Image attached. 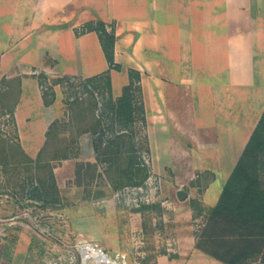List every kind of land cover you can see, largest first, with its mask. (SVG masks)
<instances>
[{
    "label": "crops",
    "instance_id": "obj_1",
    "mask_svg": "<svg viewBox=\"0 0 264 264\" xmlns=\"http://www.w3.org/2000/svg\"><path fill=\"white\" fill-rule=\"evenodd\" d=\"M98 19L116 24L123 69L111 72L114 95L129 68L141 71L148 133H175L184 156L172 162L188 167L175 169L176 190L207 171L199 198L195 185L177 196L196 220L218 203L264 111V0H0V84L21 78L14 118L25 150L33 142H24V127L44 136L56 118L40 71L87 78L108 70L98 34L75 33Z\"/></svg>",
    "mask_w": 264,
    "mask_h": 264
},
{
    "label": "rangeland",
    "instance_id": "obj_2",
    "mask_svg": "<svg viewBox=\"0 0 264 264\" xmlns=\"http://www.w3.org/2000/svg\"><path fill=\"white\" fill-rule=\"evenodd\" d=\"M42 73L36 75L38 82H42H39L42 97L46 92L51 100L56 92L54 104L49 105L56 113L54 120H69L71 111L65 101L68 98L70 101L86 99L93 87L81 84L83 77L72 76L75 79L66 84L70 89L68 96L61 85L53 82L61 76L48 75L44 79ZM16 79H2L0 88L4 90L15 85L13 80ZM15 97L13 91L6 97L5 105L0 103V149L4 144L6 147L0 155V264H95L91 258L84 260L93 247L102 249L119 264H219L195 246L196 235L204 227L207 211L204 214L196 212L197 219L190 220L184 215L177 198L188 193L194 185L196 194L201 191L202 188L198 187L207 183V171L200 173L202 178H196V182L183 186L181 191L176 190L175 169L188 167L175 166L177 164L172 162L176 161L174 158L184 156L178 143L172 139L173 131L170 137L168 133H156L151 127L150 134L148 129L141 134L144 137L147 133L152 145L151 158L146 159L151 175L143 185L108 187L105 190L98 187L105 184L100 180L89 182L87 177H78L82 166L80 161L97 158L93 136L83 134L72 146L69 159L50 162L60 195L55 202L46 203L35 189L38 176L28 172L27 165L17 166L14 152L9 148L10 144L16 143L22 146L15 118L9 113ZM98 98L101 101L99 95ZM29 105L34 108L33 115L38 112L34 101ZM104 126H107L106 122ZM22 135L24 142H33L26 150L22 146L24 152L39 160L46 134L35 136L27 125ZM55 151L56 147L50 153L46 152L43 158L48 161ZM18 157L24 158L22 155ZM99 166L102 171L106 169L103 162ZM196 197L199 198L198 194ZM153 204L162 205V209L148 206ZM144 205L147 207L142 210Z\"/></svg>",
    "mask_w": 264,
    "mask_h": 264
},
{
    "label": "trees",
    "instance_id": "obj_3",
    "mask_svg": "<svg viewBox=\"0 0 264 264\" xmlns=\"http://www.w3.org/2000/svg\"><path fill=\"white\" fill-rule=\"evenodd\" d=\"M88 32L98 34L109 65L108 70L80 80L85 87L91 85L93 91H89V97L86 99L76 98L70 101L68 98L65 101L71 111L70 118L56 119L49 125L46 143L39 154V160L28 157L20 144L9 146L15 155L14 163L17 166L27 165L28 172L38 176L40 185L38 183L35 189L46 203L55 202L60 195L50 162L69 159L72 146L86 133H90L94 138L93 146L97 158L94 161H80L82 166L78 170L79 179L84 176L89 182L100 180L105 184L101 183L98 185L99 188L118 189L127 185L141 186L151 175V169L146 161L152 154L149 136L146 133V136L141 137L148 127L142 72L129 68L128 83L123 87L121 94L115 96L111 72L123 69L116 61L115 47L118 38L116 24L98 19L88 21L75 29L77 36ZM41 77L47 79L48 75L43 72ZM72 79L75 77L63 76L53 82L61 85L64 93L69 96L70 89L66 84ZM13 81L16 82H13L15 85H9L4 90L0 88V103L5 105L6 97L15 91L16 97L9 110L14 116L21 93V78ZM39 82L42 84L40 80ZM43 100L48 106L54 104L56 92H53L51 100H48V94L44 92ZM105 122L107 126H104ZM55 147L56 154L48 161L45 160L43 158L45 153H50ZM5 150L4 144L0 149V155ZM19 155L24 158H19ZM100 162L106 164L104 171L99 166ZM263 172L264 111L241 158L225 183L218 203L207 211L204 227L196 235L195 246L198 250L224 264H264ZM31 179L34 181L33 177ZM79 184L81 186L82 182L79 181ZM88 185L90 184H86ZM187 196L188 194L184 193L180 198L186 199ZM191 205L194 209L198 208L194 200L191 201ZM148 206L162 209V205L159 204ZM146 207L144 205L141 209ZM141 209L138 211L141 212Z\"/></svg>",
    "mask_w": 264,
    "mask_h": 264
},
{
    "label": "built area",
    "instance_id": "obj_4",
    "mask_svg": "<svg viewBox=\"0 0 264 264\" xmlns=\"http://www.w3.org/2000/svg\"><path fill=\"white\" fill-rule=\"evenodd\" d=\"M91 258L95 264H119L118 261L113 260L105 251L98 247H93L90 250V255L86 256L85 261Z\"/></svg>",
    "mask_w": 264,
    "mask_h": 264
}]
</instances>
